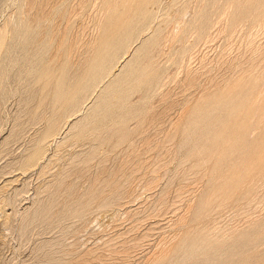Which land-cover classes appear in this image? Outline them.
Wrapping results in <instances>:
<instances>
[{"label":"rangeland","instance_id":"1","mask_svg":"<svg viewBox=\"0 0 264 264\" xmlns=\"http://www.w3.org/2000/svg\"><path fill=\"white\" fill-rule=\"evenodd\" d=\"M0 264H264V0H0Z\"/></svg>","mask_w":264,"mask_h":264}]
</instances>
